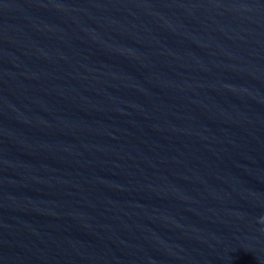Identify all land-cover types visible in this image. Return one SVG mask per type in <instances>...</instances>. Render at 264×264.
Masks as SVG:
<instances>
[{"label": "water", "instance_id": "1", "mask_svg": "<svg viewBox=\"0 0 264 264\" xmlns=\"http://www.w3.org/2000/svg\"><path fill=\"white\" fill-rule=\"evenodd\" d=\"M0 264H264V0H0Z\"/></svg>", "mask_w": 264, "mask_h": 264}]
</instances>
